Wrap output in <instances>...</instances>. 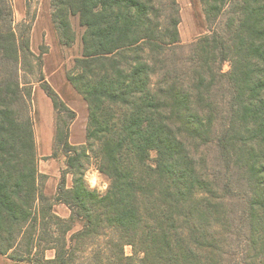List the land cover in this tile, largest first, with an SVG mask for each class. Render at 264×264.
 <instances>
[{
    "label": "trees",
    "instance_id": "16d2710c",
    "mask_svg": "<svg viewBox=\"0 0 264 264\" xmlns=\"http://www.w3.org/2000/svg\"><path fill=\"white\" fill-rule=\"evenodd\" d=\"M201 1L208 22L230 4L238 24L228 37L214 32L198 39L194 65L181 74L165 68L167 50L179 43L175 0L54 1L52 20L64 43L74 40L70 15L84 26L82 53L66 76L87 102L88 122L84 144L71 145L76 113L43 76L29 24L16 30L11 1L0 0V254L32 264H232L238 255L230 252V233L213 199L202 195L204 181L196 186L189 147L211 138L202 109L215 103L219 77L230 76L238 88L246 83L250 119L242 130L231 122L221 136L238 133L243 142L236 145L257 153L249 169L252 228L241 262L264 264V0ZM225 60L228 75L221 70ZM34 81L53 104L54 142L73 176L72 187L61 181L53 197L37 169ZM91 157L111 181L102 193L82 179ZM54 203H64L70 215L56 214ZM75 221L81 228L68 236Z\"/></svg>",
    "mask_w": 264,
    "mask_h": 264
},
{
    "label": "rangeland",
    "instance_id": "374dc122",
    "mask_svg": "<svg viewBox=\"0 0 264 264\" xmlns=\"http://www.w3.org/2000/svg\"><path fill=\"white\" fill-rule=\"evenodd\" d=\"M10 1L15 29L18 30L23 25L29 24L30 48L41 59L43 76L76 113V118L70 126V144H84L88 122V105L66 76L75 58L82 53L84 26L80 23L79 16L70 15L68 18L74 40L70 44H66L60 39L52 20L56 0ZM159 1L167 4L171 2V0ZM175 1L178 10L176 16L178 17L179 43L167 50L165 68L173 69L176 73L181 74L194 65L192 52L195 42L205 35H212L214 32L228 37L229 34H232L230 28L233 30L238 24V17L230 4H226L219 15L208 22L205 5L201 0ZM165 10L169 9L165 7ZM205 54L209 55L211 52L206 49ZM221 70L224 75L230 73L229 60H225L221 64ZM239 76L245 78V75L239 74ZM219 78L212 89V99L215 103L209 106L205 103V108L202 109L204 121L211 129V138L202 143L201 141L197 142L194 146L189 145V147L196 159V173L199 179L196 186L200 188L201 181H204L205 189L202 190H205L206 193L202 191V195L213 199L212 203L217 208L216 215L218 218H223L221 221L225 223L224 229L227 234L230 233L228 235L231 246L230 252L238 255L232 264H237V262L242 264L243 256L240 252L245 249L246 245H249L246 242V237L252 228L249 201L254 196L253 192L255 191L254 179L251 177L249 169L254 165L257 153L249 154L247 148L236 145L243 142V137L238 140V133L230 131L226 137L221 135L231 122L233 125L235 123V130H242L246 127L242 122L250 119L247 113L250 107L246 109V106L252 96L248 88L245 87L246 83L245 86L238 88L234 84V80L231 81L230 76ZM236 95H239L238 98ZM31 98V116L37 149V169L43 175L42 183L45 194L53 197L56 195L61 181L66 188L72 187L73 176L66 165L68 159L66 153L62 150L61 145H56L54 142L55 111L53 104L38 82H32ZM261 139L262 136L259 135L255 138L254 145L256 147L263 146ZM155 157V151H151L150 163L154 164ZM90 165L97 167L93 157L86 162L85 167ZM104 178L107 179L106 176ZM86 185L88 186L87 183ZM53 210L61 217L67 218L70 215V210L64 203H54ZM221 227L222 223L220 222L219 228L218 226L216 228L221 231ZM80 228L81 223L75 221L68 236ZM259 246L257 245L258 250L260 249ZM124 252L127 255H132L133 249L130 245H125ZM53 255L52 250L46 251L47 257L50 258ZM0 264L32 263L13 261L6 255L0 254Z\"/></svg>",
    "mask_w": 264,
    "mask_h": 264
},
{
    "label": "clouds",
    "instance_id": "9594fccd",
    "mask_svg": "<svg viewBox=\"0 0 264 264\" xmlns=\"http://www.w3.org/2000/svg\"><path fill=\"white\" fill-rule=\"evenodd\" d=\"M82 179L88 184L90 189H95L99 192L106 191L111 183L110 180L104 178L95 165H90L84 170Z\"/></svg>",
    "mask_w": 264,
    "mask_h": 264
},
{
    "label": "crops",
    "instance_id": "0c3cea01",
    "mask_svg": "<svg viewBox=\"0 0 264 264\" xmlns=\"http://www.w3.org/2000/svg\"><path fill=\"white\" fill-rule=\"evenodd\" d=\"M73 122H74V121H73ZM73 122H72V123H73Z\"/></svg>",
    "mask_w": 264,
    "mask_h": 264
}]
</instances>
